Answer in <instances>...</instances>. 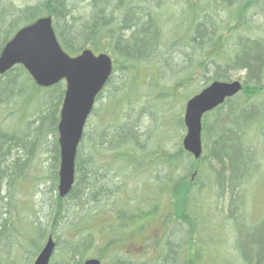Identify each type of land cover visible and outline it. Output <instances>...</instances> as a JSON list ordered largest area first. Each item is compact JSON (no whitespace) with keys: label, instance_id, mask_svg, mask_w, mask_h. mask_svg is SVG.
Segmentation results:
<instances>
[{"label":"trees","instance_id":"trees-1","mask_svg":"<svg viewBox=\"0 0 264 264\" xmlns=\"http://www.w3.org/2000/svg\"><path fill=\"white\" fill-rule=\"evenodd\" d=\"M81 2L86 4L83 15L76 13L79 0H42L23 9L0 0V55L21 28L50 16L57 38L69 55L75 57L90 49L96 54H109L114 60L113 75L97 99V104L102 103V112H97L96 104L78 151L76 183L65 199L58 194V125L66 83L41 88L22 66L0 75V114L13 102H21L25 109L35 105L37 116L29 123L24 113L17 120L20 128L5 126L0 119V181L6 183L9 201L3 213L0 209V264L25 262L23 257L13 261L12 256L16 250L24 255L29 248L32 258L27 264H32L52 236L59 243L64 239L63 256H80L79 263L84 264L90 250H94L96 233L103 235L101 228L82 218L63 233L58 234L57 230L67 213L84 214L89 206L107 217L103 225L108 233L106 239L124 231L125 236L119 235L110 246L126 243L127 236L149 233L154 222L164 229L173 222L190 228L189 238L177 240L170 228L163 237L151 234L154 242H145L144 259L160 249L155 264H203L207 248L202 244L203 234L214 232V224H219L214 229L218 233L227 227L241 232L245 207L252 200L248 197L253 192L251 187L264 178V36L254 34L256 14L264 15V0ZM177 3L182 7L180 14L168 13L171 5L175 7ZM214 8L225 12L226 19L219 20ZM214 17L218 20L214 21ZM174 18L179 21L174 22ZM182 49H186L188 61L175 72L173 56ZM231 71L246 74L244 89L204 116V151L200 159H195L185 151L180 139L186 132L184 117L174 114L168 120L165 113L180 103L184 114L187 102L208 85L230 82ZM167 74L169 82L163 84ZM180 91H184L183 95ZM99 115L102 123L95 132L92 119ZM147 115L156 123L151 132L139 125ZM171 124L178 135L175 142L169 132ZM170 141L174 142L172 148L168 147ZM44 147H50L54 168L46 180L53 181L57 192L56 207H51L56 210L50 224L54 231L46 230L37 219L34 228L23 234L25 226H21L19 212L11 200L22 183L33 189L31 172ZM138 181L147 186L143 194L142 190L128 187ZM126 196L129 201L123 202ZM100 198L108 201L103 207L106 210L100 208L104 202ZM90 215L93 213L87 217L93 218ZM215 215L217 222L213 221ZM112 219L116 221L114 227L109 225ZM262 220V224L255 225L263 227L264 216ZM253 228H248L249 232L239 241L247 244H242L247 253L243 249L240 253L252 263L264 256V233L258 236L255 232L260 228ZM63 259L67 262V258ZM146 262L115 253L111 264Z\"/></svg>","mask_w":264,"mask_h":264},{"label":"rangeland","instance_id":"rangeland-1","mask_svg":"<svg viewBox=\"0 0 264 264\" xmlns=\"http://www.w3.org/2000/svg\"><path fill=\"white\" fill-rule=\"evenodd\" d=\"M7 2H10L11 4H13L15 7L19 8V9H23L29 6H35L37 5L39 2H41L42 0H5ZM79 6L76 9V13L78 14H84L85 10H83V8L86 6V4H84L83 2H81V0H79ZM177 6V7H176ZM173 4L170 7V10L168 11V13L171 14V12H173L174 15H179L180 14V10H182V7L180 5H175V9H173ZM209 6H207L206 8H209ZM215 12H219L216 11L215 8L213 9ZM259 12V11H258ZM257 13V12H256ZM172 14V15H173ZM219 14V20L223 19L225 20L227 17V14L224 13H218ZM171 15V16H172ZM169 16L168 19H171L172 17ZM216 18V17H214ZM178 19V16H177ZM176 18H174V22H178L179 20H177ZM217 21L218 18L214 19V21ZM262 20H264V15L261 13H257L256 17H255V22H256V29L254 31V34L257 36H264V25ZM171 21V20H170ZM173 22V21H172ZM222 22V21H221ZM224 22V21H223ZM222 25H224V23H222ZM261 26V28L259 27ZM174 30H178L177 28H174ZM183 32V31H182ZM224 33V32H223ZM258 33V34H257ZM233 43V40H231L230 44ZM186 49H182L179 52L175 53L173 56V63L176 66V68H174L175 72H179L178 69H180L182 66H185L186 62L188 61L186 59ZM178 67V68H177ZM181 72V71H180ZM181 75V74H179ZM178 75V76H179ZM172 76V75H171ZM210 77H212V74H210ZM246 78V74L244 73H240V72H234L231 71L229 74V79L230 80H239L244 82ZM163 78L162 79V83L166 84L169 82L168 79H170V75L167 74V79ZM184 93V91H182ZM181 93V95H183V93ZM187 93V92H185ZM106 98V97H105ZM144 101V100H143ZM105 104V103H104ZM35 105L33 106H28L27 109H25V106L22 105V103H14L7 106L6 109L1 111L0 114V119L3 122V124L5 126H9V127H15V128H20V124L18 123L17 120L20 119V117L22 115H24V113L28 115V119L27 121L30 122H34L37 118V116H35ZM102 108V103H98L97 104V112H102L101 111ZM183 104L178 103L177 105H174L170 111H167L165 114L168 116L166 117L168 120L170 117L174 116L176 114H180L184 117L185 112L183 114ZM168 109H170V107H168ZM185 110V109H184ZM164 111L161 110V113H163ZM175 114V115H174ZM101 115V114H100ZM97 118L94 117L92 119V125L95 126L94 130L95 132L98 130V128L101 126V117ZM162 116H160L159 121L157 122L158 125L161 124V119ZM142 120L139 121V125L141 126V128H143L144 131H147L148 129H150V132L154 130L153 127H155L154 121H151V119L149 118V116L147 115L146 117L141 118ZM26 121V122H27ZM171 121V120H170ZM168 123V122H165ZM170 124V123H169ZM26 125V124H25ZM172 126L169 127V132L171 134H173V136L175 137V139H171L174 142L177 141V137L178 135H176V128L173 124H171ZM174 126V127H173ZM186 135V132L183 133V136H181V142L183 143L184 137ZM52 140H54V137L51 138L49 140L50 143H52ZM174 142L170 141V145L168 146L169 148H172L174 145ZM50 147H47V149L44 147V150H41L40 154H38L39 158H38V163L35 162V164L33 165V170H32V175L31 177H33L32 181H30L31 185H33V189H30L28 186H26V184H23L19 186L16 195L13 199V201L11 200V204L12 206H14V208H16V210H18L19 212V221L21 222V226H25V230L22 231L23 234H25L26 232L29 231V228H34V224L36 222V220H41L44 228L46 230H52V232L54 231V229H51L50 224H53L54 222V218L56 217V210L52 209L56 207V191L54 190V183L52 180H46V178L50 177V175L52 174V170L54 169L53 167H51V162H50V150L48 149ZM40 182H38V179ZM258 179H256L257 181ZM35 181H37V183H35ZM59 185V184H58ZM134 187L135 189L138 190V192L140 190V193L143 194V189L147 188V186H145V184H142L141 181H138V183L132 182L129 183V186ZM150 188V186L148 187ZM247 188H249V186H247ZM253 188V189H252ZM41 189V190H39ZM250 189V188H249ZM251 190L253 191L252 194H250V197L252 200H248V204L245 207L244 210V222H242V228H241V232H239L237 229H233L231 227H227L225 230H220V232H216V230H214L216 228L217 225H212L211 229L214 232H207L206 234H203V239L204 242H202L203 245H205L207 248L205 249L204 252V256H203V264H264V256L260 258V260L258 262H249V260L244 256H242V253H240V250L242 252V249L244 250L245 253H247V248L246 246H242L243 245H247L245 242L244 243H239L240 239L244 238V234H247L248 228H254L253 229H257L258 227L260 229L256 230V234H258V236H260L263 232L264 226H256V225H260L262 224V219L264 216V178L262 180L259 181L258 185L251 187ZM0 197L3 199H6V183L0 181ZM0 198V200H1ZM129 196H126L125 199H123L122 201H129ZM107 199V197H106ZM108 200V199H107ZM107 200H104V198H100V202L104 201L103 203H100V208L104 207V203H108ZM9 201L6 199L1 200L0 202V209L1 212L3 213V211H5V209L8 207L6 204ZM167 202H164L165 207L167 206L166 204ZM73 204V203H72ZM52 207V208H51ZM94 206L92 207H88L87 211L84 212V214H81V212H79V214L82 217H79L78 215H75V211L71 212V214H68L64 216L63 218V222H61L60 226L58 227L57 233H63L64 231H66L68 228H71L75 223L77 224L82 218H84V222L89 221V224H92V226L96 227V228H101L102 230V234L103 235H99L98 233H96V240H94V246L93 249L94 250H90V252L88 253V255L86 256V260L92 259V258H97L101 259L102 264H111V261L113 259L114 254H120V255H125L128 258L132 259L135 262L138 261H143L146 262V264H153L154 261L156 260V262L158 263V260L155 259L159 253H160V249L156 252L154 251L151 252V254L149 256H147L146 259H144L143 253H144V249L145 248V242L147 241V243H151L153 244V239L150 237L151 234L154 235H158V237L160 235H164V231L166 233V229L170 228L171 231H173V238L175 237V239L177 240L178 238H185V236H187L188 238L190 237V228L188 227H184V226H177L174 222L173 223H168V227L166 229H164L161 225L162 224H156V222L152 223V225L149 227L150 232L149 233H141L140 235H134V236H127L126 237V243H118L115 244L113 246H110L111 243L114 242V239H116V237L119 239L121 236H125L124 231L122 232H117L115 235L112 234V238H110V240L106 239L107 238V231L106 228H104L106 225V220L107 217H103L101 216L102 214H97L98 211H95L94 209H92ZM164 207V206H163ZM104 210L107 209L103 208ZM15 210V209H14ZM11 211V208H10ZM162 212L165 211L164 208L161 209ZM228 211V207H226L225 212ZM54 213V214H53ZM89 213H93L92 216L93 218L87 217ZM216 216V215H215ZM67 217V218H65ZM162 218V216H161ZM160 218V220H161ZM163 221V220H161ZM214 222H217V216L214 217L213 219ZM115 219H112L111 221H109V225H112L113 227L116 226L115 224ZM257 223V224H256ZM256 224V225H255ZM103 226V227H102ZM159 226V227H158ZM164 226V224H163ZM252 226V227H251ZM214 227V228H213ZM57 229V228H56ZM167 229V230H168ZM239 229V228H238ZM168 230V231H170ZM49 232V231H48ZM192 233V232H191ZM254 233V232H252ZM67 235V234H65ZM119 235H121L120 237H118ZM255 236V235H254ZM55 239V237H54ZM48 241V238H47ZM44 242V246L46 245V242ZM55 242L57 244L56 247V251L55 254L53 256L52 262L51 264H80V260L81 257L80 256H76V257H66L63 256V252L61 249H64V239H61V242L59 243L57 241V239H55ZM123 242V241H122ZM239 245V247H237ZM129 246L131 248H129ZM239 248V250H238ZM130 251H132V253H130ZM32 252L29 248V252L25 253L24 255H19L18 250L15 251V254L12 256V260L13 261H17L20 257H23L24 259L26 258V261L24 262L22 260V263L20 264H27L28 260L31 257ZM251 255V254H250ZM63 258H67V262H64L65 260ZM37 259V256L34 258L33 263L35 262V260ZM85 260V261H86ZM55 261V262H54ZM155 264V263H154Z\"/></svg>","mask_w":264,"mask_h":264},{"label":"water","instance_id":"water-1","mask_svg":"<svg viewBox=\"0 0 264 264\" xmlns=\"http://www.w3.org/2000/svg\"><path fill=\"white\" fill-rule=\"evenodd\" d=\"M17 66L24 67L41 88H52L62 82L67 89L58 125L60 146L59 195L66 198L76 181V160L86 126L97 98L114 72V61L108 54L90 49L72 57L61 46L52 17H42L21 28L4 46L0 55V75ZM239 80L213 82L186 104L184 123L185 151L195 159L203 155V118L243 91ZM56 242L50 237L34 264H50ZM85 264H101L97 259Z\"/></svg>","mask_w":264,"mask_h":264},{"label":"bare ground","instance_id":"bare-ground-1","mask_svg":"<svg viewBox=\"0 0 264 264\" xmlns=\"http://www.w3.org/2000/svg\"><path fill=\"white\" fill-rule=\"evenodd\" d=\"M58 188H59V185H58ZM68 196H69V195H68ZM68 196H67V197H68ZM60 198H61V197H60ZM62 199H65V198H62Z\"/></svg>","mask_w":264,"mask_h":264}]
</instances>
